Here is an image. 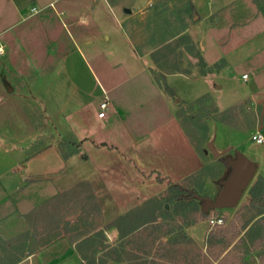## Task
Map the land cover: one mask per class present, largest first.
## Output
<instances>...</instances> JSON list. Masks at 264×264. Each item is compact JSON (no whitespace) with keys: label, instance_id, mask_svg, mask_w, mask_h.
<instances>
[{"label":"rangeland","instance_id":"obj_1","mask_svg":"<svg viewBox=\"0 0 264 264\" xmlns=\"http://www.w3.org/2000/svg\"><path fill=\"white\" fill-rule=\"evenodd\" d=\"M15 1L19 6L25 0ZM72 1L37 0L36 5L26 0L25 7L13 13L8 1L0 0V25L16 21L13 34H24L23 45L16 50V56L11 53L8 40L7 48L4 47L0 55V131L4 127L15 128L16 121L20 125L25 116L29 120L26 123L40 129L39 137H33L32 142L37 144L40 138L44 150L56 151L66 161L67 174L79 161L81 167L80 199L72 201L67 194L56 203L61 213L52 228L67 229L69 232L64 239L53 236L49 240L54 238L52 242L56 244L39 248L46 236L39 220L32 233L15 241L0 242L1 260L22 259L35 252V257L24 264H45L40 261L69 254L71 245L67 239L73 235L72 229L76 233V228L89 233L102 229L106 243L118 246L122 241L117 240L110 224L122 213L143 207L151 199L172 213V218L160 217L156 224L161 226L159 230L154 229L156 225H148L130 237L123 245L119 264H130V256L145 264L150 261L153 264H215L216 255L236 258L243 254L249 248L245 235L249 225L245 229L242 225L252 223L255 216L248 206L247 191L262 170L259 162L256 161L257 169L248 188L233 208L210 210L207 217L200 219L188 210L176 212L169 198L170 187L177 184L194 190L198 198L214 199L229 172L223 160L234 159L235 151H239L253 161L251 153H260L264 148L250 139L254 120L258 123L256 130L264 133V106L259 105L254 111L251 110L254 104L244 101L233 107L235 111L230 108L220 112L212 98L203 94L210 92L220 107H227L243 96L249 86L250 82L241 81V72L253 66L264 78V0H214V4L220 2L214 8L210 2L200 0L198 9L191 8L192 0H151L142 9L129 8L128 15H124L121 8L107 9L105 4H100L102 0H98L95 4L97 20L90 26L87 24L90 46L83 50L86 54L91 51L103 55L94 63L99 66L98 77L103 85H113L115 100L111 98V102L116 101L123 108L125 126L136 137L135 141L144 138L137 140V145L132 144L137 147L135 154L141 161L137 163L131 160L130 153L112 148L119 136L122 138H118V144L130 143L132 137L126 138L129 135L123 134L120 128L111 131V117L104 114L101 123L93 116L100 112L102 101L107 103L105 112L109 110L108 90L100 98L79 100L68 86L57 88L59 72L52 53L67 51L72 42L63 24L67 23V18L79 16L86 21L91 14L89 0L81 1L85 3L82 8L64 6ZM49 2L52 5H48ZM32 5L39 10L30 11ZM102 35L109 37V41ZM153 56L157 64L152 62ZM113 60L119 61L115 68L109 67ZM204 60L212 64L207 67ZM52 64L54 68L49 72L41 71ZM150 69L155 74L173 70L183 73L168 77L176 97L162 92ZM207 73L202 79V74ZM165 81L169 84L167 78ZM8 98H12L9 105ZM226 123L240 126L226 127ZM209 126L213 131L211 136L207 135ZM85 141L84 150L79 145L75 151V145ZM101 142H107L106 146L100 147ZM228 143H231L229 146L235 144L237 149H230L220 158H213L207 149L208 144L219 149ZM148 145L155 156L146 151ZM90 146L96 149L92 152L88 150ZM191 148L192 160L187 158L180 163L179 159L185 160ZM189 166L193 172L180 180L177 173ZM197 205L200 206L199 201ZM215 217L222 218L223 223L210 227L208 220ZM230 225L238 231L234 240L209 246V234ZM240 238L244 244L238 241ZM244 256L259 264L255 251Z\"/></svg>","mask_w":264,"mask_h":264},{"label":"crops","instance_id":"obj_2","mask_svg":"<svg viewBox=\"0 0 264 264\" xmlns=\"http://www.w3.org/2000/svg\"><path fill=\"white\" fill-rule=\"evenodd\" d=\"M7 1L8 6L12 9V12L16 13L17 9L20 10V8L25 7L24 3L26 0L24 1V3L22 2L19 6L16 4L15 0ZM27 1L29 2V0ZM81 1L82 0H74L71 2V4H67L64 6L81 7L82 4L83 6H85V3L81 4ZM89 1L90 4L88 8L91 9V14L86 21L83 19V17L79 16L76 19L69 20V18H67V23L63 24L68 29L67 35L72 42L70 45V49H68L67 51H61L62 53L57 52L56 54L55 51L54 53H52V56L54 55V57H56V62L54 64L57 65V67L59 68L56 69L57 73L59 72L57 74L56 85L57 88H63L64 86H68L72 90V92L79 97V100H81L82 98L83 100H85V98L87 100H94L96 98H100L102 94H107L108 90L110 92L111 97L109 96V110L105 112V115L111 117V131H118V128H120V131L121 129L123 130V134L129 135L126 136V138L132 137V139H130V143L126 141L118 144V138H122V136H119L115 140V142H113L114 146L112 148L118 147V151L120 153H130L131 160L136 163L141 162L138 160V156L136 157L135 154L138 153L136 152L138 151L137 147H134L133 145H137V140H144V138H140L135 141L136 137L134 138L125 126V113L123 108L120 105L116 104V101H114L113 104L111 102V98L112 100H115L113 91L111 90L113 85H103L101 79L98 77L99 66L97 67L94 63L96 62V60H98V57H101L103 55L100 53L97 54L96 52L92 53L91 51L86 54L85 50H83L89 48L90 46V41L87 37L89 34L87 24L89 26L91 24H94L97 20L96 16L98 14V12L96 13L95 6L98 0ZM150 1L151 0H102V3L100 4H105V7L107 9L121 8L124 10L123 14L128 15L130 13L128 10L129 8L139 10L146 7L148 3H150ZM204 1L210 2V5L213 8L220 3L219 1H217L218 4H214V0ZM30 2H34L37 5V0H30ZM48 5H52V2H49ZM200 5V0H192L191 2V8L193 9H198ZM64 6H62V9H64ZM38 10L39 9L35 8V5H32L30 7V11H32L33 13L37 12ZM6 24L0 25V46L2 47L1 54H3L4 52V47L7 48L6 44L8 40L10 42L9 49H11V53L16 56L17 54H15V52L16 50L18 51V49L21 47V44L24 39V34H13L14 29L16 30L17 28L16 21H9ZM101 37L109 41V37L104 35H102ZM21 56L23 55L21 54ZM152 60V62L157 64L158 61L155 56L152 57ZM118 63L119 61L113 60L110 66H108L111 68H115ZM203 63L206 64L207 67L212 64V62L208 63L206 60H204ZM228 65V60L225 59L224 66L227 67ZM48 66L49 65L43 67L41 71L49 72L54 68L53 64L50 65L51 69L48 68ZM27 69L25 70V72L28 71ZM18 71L22 70L18 69ZM162 74L165 76V78H167V82L169 83L168 85H170V88L173 89L174 85L170 83V78L168 77L182 75L183 73L179 72L178 70H173L169 72H164ZM208 74L209 73H207V75L202 74V79H205ZM243 75H247V78L245 80L242 79ZM260 75L261 74H259L258 69L253 66H249L248 69L241 72V81L244 83L250 82L249 86L244 92L243 96H240L237 101L233 102L227 107H220L210 92H204L203 94H206L210 98H212L216 105V108L220 112H223L224 110L230 108L235 111L236 108L233 109V107L240 105L244 101H248L250 103L252 102L254 104V108H251V110L253 109L255 111L257 107L259 109L260 106H264V78ZM14 92L15 91H13L12 94H9L10 97L14 95ZM163 97H165L166 100L168 98L164 94ZM11 100L12 98L6 99L8 105L10 104ZM81 102L82 101H80L79 103ZM4 104L5 103H3V105ZM93 116L95 119L100 120V122L102 123L103 120H101V118H98L97 114H93ZM20 121V125H18V121L15 122L17 124L15 125V128L4 127L0 131V242H10L13 239L15 241L17 237L26 236L32 233L34 226H36L35 224H37V221L40 220L42 222L41 231L45 233L46 236L43 238V241L41 242V246L39 248H46L53 244H56L52 242L54 238H52L51 241L49 240L51 237H59L61 240H63L64 235L69 232L67 229L64 230V228L63 230L58 231L60 227L58 228L57 226V228H52V224H54V220L55 222L58 221L57 215L61 209L57 208V201H60V199L64 198L65 196H68L67 194H69L73 198L72 201L74 199H80V194H78V183L80 179L81 169L80 161L78 162V165L74 167L69 174H67L65 168L66 161H64V159L61 158V156H59L56 151H53L54 153H49L47 150H44V148H42V141L40 140V138H37V144L32 142L33 137H39L38 135L40 129L32 126V123L30 122L26 123L25 121L29 120H27V118L25 119V116ZM253 122L254 123L252 124V126L254 130L252 131V133L257 131L256 126L258 124L257 120H254ZM224 126H234L235 128H237V126L239 127L240 124H227ZM29 127L30 129H28ZM45 130L48 131L47 128ZM212 132L213 131L211 129V126H209L207 135L211 136ZM123 136L125 137V135ZM18 137H24V139L20 140ZM110 137H112V135ZM85 143L86 141L80 144V148L83 150V144ZM106 143L107 142H101L99 146L105 147ZM213 144H215V140ZM229 144L231 143H228L226 146L221 145L222 147H220L219 149L216 148L217 146H215V150L222 151L226 148L237 149V146L235 144H232L231 146H229ZM94 149L96 148H94L93 146H90V148H88V150L92 152L94 151ZM142 149L144 150V148ZM146 149L148 153H150L152 156H155V153H153L149 145L146 146ZM260 151V153L255 152L251 154L253 156L254 163L257 164V161L259 162V165L261 164L262 170L258 175L264 177V148ZM191 154L192 148L191 150H189L188 155L186 154L185 160L179 159L180 163L186 161L187 158L191 161ZM75 157H78V155H75ZM150 160L155 161V159ZM192 172V166H189L188 169L183 172L180 171V173L177 174L179 179L182 180L186 178V176L190 175ZM165 174H167V172ZM75 183L77 184L75 185ZM47 210L49 211L47 212ZM126 212L122 213L121 215L125 214ZM71 231L73 235L69 237V239H67V242L71 245L68 246L71 253L66 255L62 254L59 258H51L47 260V262L43 260L40 256H38L39 259H42V261H40L41 263L80 264L83 262L80 257V254L76 250V242L74 240L75 234L79 233V229L76 228V233L75 229H72ZM112 232L116 234L115 230H112ZM105 244H107L106 241ZM34 253H29L22 259L14 258V260L8 261H2L0 257V264H24L28 260H31L33 259V257H35L36 253Z\"/></svg>","mask_w":264,"mask_h":264},{"label":"trees","instance_id":"obj_3","mask_svg":"<svg viewBox=\"0 0 264 264\" xmlns=\"http://www.w3.org/2000/svg\"><path fill=\"white\" fill-rule=\"evenodd\" d=\"M150 71L154 75L162 92L169 97H176L174 91L166 83L165 76L162 73L155 74L151 69ZM79 145V143L75 145V151ZM170 190L169 201L175 205L176 212H185L188 210L200 219L207 217L208 212H204L202 208L197 205V201L199 200L194 190H187L177 184H173ZM247 200L248 206L255 212L252 223L242 225L243 229L249 225L245 232L246 241L249 242V248L236 258L230 256L220 257V255H216L214 256L215 261H217L215 264H255L244 256L252 251L257 253L259 264H264V177L258 176L249 186ZM172 215L173 214L169 211L164 210L163 206H159L155 200H148L143 207L132 209L118 216L117 219L110 224L109 228L115 230L117 240L122 241L118 243V246L105 244L106 237L104 231L100 229L93 233L80 231L75 234L74 240L76 242V250L85 264H108L109 262L119 264L122 261V253L124 251L123 245H125L127 241H130V237L135 236L141 229L148 225L158 224V218L164 217L165 219H170ZM154 227L155 230H159L161 226L156 225ZM231 228L230 225L220 230L218 233L209 234L207 239L209 246L214 247V245L231 243L238 233L237 229L233 230V228ZM164 233L167 234L168 230H164ZM238 241L244 244L242 238ZM128 259L130 264H145V261L140 262L135 256H130ZM150 264H153V262L150 261Z\"/></svg>","mask_w":264,"mask_h":264},{"label":"water","instance_id":"obj_4","mask_svg":"<svg viewBox=\"0 0 264 264\" xmlns=\"http://www.w3.org/2000/svg\"><path fill=\"white\" fill-rule=\"evenodd\" d=\"M207 149L215 159L220 158L230 150L227 148L222 151H216L212 144H208ZM223 162L229 168V172L226 178L221 181V188L217 196L214 199L197 197L200 207L204 212L222 208H233L249 186L256 170V164L239 151H235L234 159H226ZM251 261L253 262L252 258Z\"/></svg>","mask_w":264,"mask_h":264},{"label":"built area","instance_id":"obj_5","mask_svg":"<svg viewBox=\"0 0 264 264\" xmlns=\"http://www.w3.org/2000/svg\"><path fill=\"white\" fill-rule=\"evenodd\" d=\"M2 53V47L0 46V54ZM247 75H243L242 79H246ZM107 109V103L106 101H102L99 105V110L100 112L97 114L98 118H103L104 117V112ZM250 139L258 145H264V133L260 131H256L251 134ZM223 223V219L220 217H215V218H210L208 220V224L210 227H215V226H220Z\"/></svg>","mask_w":264,"mask_h":264}]
</instances>
